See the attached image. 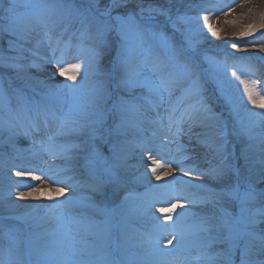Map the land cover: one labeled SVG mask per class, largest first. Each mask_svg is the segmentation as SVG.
I'll use <instances>...</instances> for the list:
<instances>
[{
    "label": "snow or ice",
    "instance_id": "snow-or-ice-1",
    "mask_svg": "<svg viewBox=\"0 0 264 264\" xmlns=\"http://www.w3.org/2000/svg\"><path fill=\"white\" fill-rule=\"evenodd\" d=\"M128 2L129 0H108L100 10L101 0H91L87 7L77 6L72 0H0V13L3 15V22L0 23V69L12 73L7 80L0 78V113L3 114L0 116V131L14 134L16 129L26 127L24 138L27 139L28 132L40 131L41 118L46 127L50 117L58 121L57 128L61 135L70 126L73 133L83 137L80 143L71 146L52 143L48 153L53 158L82 161L80 167L89 177L86 184L98 196L105 194L107 184H113L117 188L123 186L125 174L133 167L128 161L135 155V148H139L151 163H146L145 172L136 179L141 180L148 171L156 180H161L162 174L163 177H170L163 186L153 187H165L170 194V199L165 201L172 205L170 213L176 208L181 211L175 214L174 219L171 215L163 217L165 220L172 219L171 224L161 223L160 216L151 217L154 232L145 233L138 239L135 246L143 251L133 260L127 251L125 218L121 217L119 222H115L110 210L92 197L70 195L61 200L58 197L64 193L65 188L57 187L52 189L57 197H49L55 199L54 204L29 206L28 210L17 214L20 205L8 199L13 195L9 190L4 197H0V213H8L0 214V233L9 240L0 250V264H264V187H261L264 185V119L252 120L248 125L241 124L238 129L237 135L242 138L243 145L239 152V159L242 161L239 166L224 165L221 162L204 171L197 167L185 169L181 158L169 160L164 152L166 145L147 148L142 143L128 140L127 127H138L129 125L128 112L139 111L143 106L135 103V100L144 99L152 107L158 108L164 104L167 94V128L173 137L172 143H175V137L183 133V124L188 123L191 130L200 122L192 112L186 111L179 117L176 116L179 105L171 102L176 82L170 73L166 74V63L159 58L149 60L130 41V26L135 25L139 29L138 15L143 19V14L147 11L171 19L170 10L151 3L145 8L143 0H140L137 3L138 12L126 11L112 15L115 9L125 8ZM259 17L258 24L251 23L245 30L234 35L244 37L257 30H264V11L259 13ZM185 19L184 15L177 16V20ZM202 19L201 27L207 26L213 36L217 35L209 23V17L205 15ZM112 21H115L116 26L112 25ZM74 22L78 23L77 30L81 36L94 26L95 43L89 47H85L83 42L78 44L74 58L79 62L70 68L59 69L61 76L68 71L73 73L67 77L72 83L49 85L28 71L41 67L36 59H30V56H36L33 49L40 43L37 41L33 44L34 34L43 31L51 49V56L40 57V61L64 64L66 52L72 48L71 41H65L63 49H60V39L53 44L51 33L57 26H62V31L66 32ZM113 31L119 35L120 51L116 60L112 61L111 70H108L104 67V59L111 43L109 33ZM260 35L264 36V31ZM168 46L176 49V54L181 51L174 44ZM231 46L237 48L235 43ZM149 72L151 77L145 74ZM111 76L116 77L117 89L133 93L138 88H147L148 93L154 94L156 99L141 96L125 100L119 97L116 103L110 104L112 81L108 77ZM232 76L243 85L248 102L264 109V86L258 90L259 81L243 79L235 71ZM13 79L21 81L19 87L13 86ZM217 83L219 86L220 82ZM221 93L223 95L222 88ZM225 100L231 105V111L237 115L240 123L236 105L227 96ZM50 102L66 105L67 113L57 116L56 112L47 111ZM203 110L207 112V106ZM249 112L252 116L264 117V112ZM110 119L113 120L111 124ZM254 128H259L260 131L253 133ZM48 139L51 141L52 137L49 136ZM72 148L79 149V154L68 155ZM154 156H160V159H154ZM173 164L187 173L195 172L211 180L228 177L230 182L226 187L215 190L208 188L203 181H185L183 177H179L181 192L187 188H194L197 192L174 196L171 194L177 191L178 177L174 174L176 169L172 167ZM33 171H40L41 175H32ZM65 171L68 169L50 165L46 171L43 168H29L15 171V175H28L32 181L37 182L50 180L53 184L63 183L75 193L83 185L69 184L71 177L61 179V174ZM232 175L235 176L234 180H231ZM14 184L15 181L9 185V189ZM200 191L205 194L198 195ZM16 195L18 199L26 198L24 193ZM173 199L177 202L172 203ZM181 199L187 202L188 208L179 203ZM150 203L155 205L160 201L153 198ZM197 204L211 205V211H189V208ZM160 211L164 212V209ZM40 212H43V216H39ZM37 216L43 223L55 221L56 229L53 232L46 229L37 231L42 229ZM14 221H21L22 224ZM190 228L195 231L189 232ZM201 233L203 236H200ZM165 235L170 237L167 245H172L171 248L165 244ZM189 235H195L201 241L195 255L187 246L186 237Z\"/></svg>",
    "mask_w": 264,
    "mask_h": 264
},
{
    "label": "rangeland",
    "instance_id": "rangeland-1",
    "mask_svg": "<svg viewBox=\"0 0 264 264\" xmlns=\"http://www.w3.org/2000/svg\"><path fill=\"white\" fill-rule=\"evenodd\" d=\"M198 0H143V6L147 8L148 4H154L156 6L163 7L165 9H169L168 16L160 15L156 13H148L147 11L143 14V19L137 16V20L139 22V29L136 28L135 25L130 26V41L134 46H138V51L142 53L143 56L147 57L149 60L159 58L161 61H164L167 65L166 74L171 71L172 64L174 60L177 58L176 49L169 47L168 45H176L178 49L184 51L187 59L185 60L184 67H181L180 70V78L174 79L175 80V87L172 90L171 102L173 104H178V110L181 113L185 112L192 108H200L202 103L208 105V111H212L216 109V111L220 115V119L226 122H237V115L231 111V105L228 104L225 100V96L229 97L233 104L236 105V110L238 113L239 121L244 120L248 115L246 114V110L248 108V103L245 104L239 100V92L240 86L239 80L236 77L232 76V71L224 67L222 64H218L216 61H209L204 56L207 52L211 49V43L214 39L219 41L223 34L221 32L217 33V35L213 36L211 32L208 30L207 26L201 27V25H196L195 20L197 16L194 14L196 12H200L201 5H206L208 2H199L198 5H195L194 8L189 7L192 3ZM23 2V0H21ZM77 6L84 7L89 6L91 0H75L72 1ZM108 0H101L100 10L103 9L104 4H106ZM140 0H129L127 6L125 8H117L113 11L112 15L115 16L119 13L128 12H138L137 3ZM178 15H184L186 17L185 20H177ZM0 17L3 18L2 13H0ZM175 21V23H173ZM1 23V21H0ZM113 26H116L115 21L111 22ZM79 28L78 23H73L72 27H69L66 32L62 31V26H57L53 29L51 36L53 40L60 39L61 43L63 44L60 49H63L65 41H71V44L74 46V49L77 52L76 46L83 42L85 47L92 46L95 41L93 39L95 34V27L93 26L85 35L81 36L80 31L77 29ZM137 32L139 35H137ZM38 33H43V31H39ZM44 34V33H43ZM109 40L110 46L106 50L108 54L105 55L104 59V67L108 70H111L112 61L116 60L117 54L120 51L119 45V35L117 32L113 31L109 33ZM142 41V43H141ZM33 44H36V40H33ZM31 47V46H30ZM225 49H222L221 56L228 61L236 64L238 61L247 62L245 58L242 57H234L232 55L223 54ZM68 51L66 52V54ZM219 53V54H220ZM223 54V55H222ZM253 58V57H252ZM74 63H78L79 60L75 58L73 60ZM241 65L251 67L253 69L258 68L259 65L256 63H241ZM173 70V69H172ZM149 77H151V73H145ZM12 73L7 72V70L0 69V78L7 80ZM112 81L110 85V91L112 92V100L110 104H114L117 102L119 97H123L125 100H132L133 97H141L147 96L152 100L156 99L154 94L148 93L147 88L144 89H136L133 93H128L126 91H121L116 88L115 79L116 77L111 76L108 77ZM244 79V78H243ZM16 83H15V82ZM217 81L220 82L219 86ZM19 83V84H17ZM13 86L19 87L21 81L13 79L12 80ZM221 88L223 89V95L221 93ZM179 98V100H178ZM196 100H199L196 103ZM164 104L158 107V112L156 114L157 118L163 119L168 116V112L166 109L169 106V97L165 94L164 97ZM182 101V103H180ZM137 104L143 105L139 111L130 110L128 112V123L129 125H138V127H127V136L131 134L132 130L139 129L141 124L135 122V118L140 116L141 113L145 112V110H152L156 107H152L146 100L139 99L134 101ZM209 102V103H208ZM211 102V103H210ZM48 109L51 108L55 110L57 113L64 115L67 113L68 109L66 105H62L60 102H50L47 105ZM159 114V116H158ZM3 114L0 113V116ZM113 116L115 117V110H113ZM152 117V116H150ZM155 117V116H154ZM178 117V116H177ZM113 122L112 119L109 120L111 124ZM226 128V124L224 125ZM22 129V128H21ZM27 131V129H25ZM65 130L68 132L65 135H61L55 137L57 135V130H53V132L49 135L52 137V141L55 144L59 143H67L72 140L73 137L77 136L78 134L73 133L70 130V126L66 127ZM3 131H0V135ZM136 138H140V135L133 134ZM121 139L125 137H120ZM127 138V137H126ZM216 138V137H215ZM128 139V138H127ZM2 144V140H0ZM235 152V151H234ZM75 155L79 154V150L75 151ZM223 155L219 153L217 155V160H210L208 163L205 164L204 170H207L209 167H214L220 165L223 162L224 165H229L232 156H227L225 159H221ZM198 158L191 157L185 161V167H197L198 168ZM70 162L76 163V168L72 169L71 172L73 174L71 176H66L63 172L61 174V178L63 177H71V183H79L83 185L80 188H77L75 194L79 197H92L98 203H101L103 207L107 208H114L123 202L125 199H131L134 201L132 205L131 217L129 221H125V233H126V243H127V251L129 257L137 256L139 253L143 251L142 248L136 247V243L138 239L145 233H153L154 232V221L151 219L153 215L162 217L161 223L163 224H171L172 219L165 220L163 219L164 216L171 215L172 218H175V214L181 209L176 208L171 213L169 209H171V203H167L170 199V194L167 191L161 190L159 187L154 188L153 186H159L160 181L157 180L153 182L151 180L152 174L148 171L146 176H143L141 180H137L136 177L141 176L145 172L146 163L141 164L137 171L134 174H128L124 176L123 186L117 188L113 184H107L105 186V194L103 196H98L93 194L89 187L86 184V181H89V177L84 173V170L80 167L83 163L82 161L77 162L76 160H69ZM56 168H61V164L66 163V161H54ZM187 162V163H186ZM148 164V163H147ZM150 164V163H149ZM45 168L48 169L50 165L46 163L44 165ZM173 167V166H172ZM176 169L175 173L177 176L179 174L185 173V171H181L180 169ZM201 170V171H204ZM188 175L184 180L185 181H193L199 182L203 181L204 184L211 189L219 190L226 187L230 180L226 182L223 179L220 180H211L207 177L200 176L197 173H187ZM39 175V174H33ZM231 180H234L235 176H231ZM150 181V183H149ZM20 181H16L15 184ZM46 184V189L44 192H30V189L37 186V181H34L27 188H20L18 192L13 193L11 197L8 199L12 201H16L20 207L17 210V214L23 213L24 211L28 210L29 206H42L40 202H43L46 198H48V187L49 186H57L51 183L50 180H42ZM6 187H2L3 190L9 189V184H4ZM13 187V186H12ZM182 186L179 184V178L177 180V191L171 195L174 196H186L189 193H196L197 190L194 188H187L185 191L181 192L180 188ZM65 190L74 193L71 187H64ZM17 193H24L25 196H30V200L18 199ZM6 193L0 192V197H4ZM30 194V195H29ZM198 195H204L203 191L197 193ZM66 196H70L69 194ZM155 198L160 201V203H156L152 205L150 201ZM64 199V198H59ZM175 199L172 200V203H176ZM179 203L184 204L185 208H188V204L185 200H179ZM147 209V210H146ZM160 209H164V212H161ZM189 211L194 212H208L211 211V205H194L189 208ZM3 215H7L8 213H0ZM39 216H43V212L39 213ZM39 216L36 217L37 221L42 224V229H37V231H41L46 229L49 232H53L57 225L55 221H50L48 223H43V221H39ZM14 223L22 224L21 221H14ZM191 223V222H190ZM189 232H194V229H188ZM200 236H203L201 233ZM170 239L169 236L165 235L164 240L167 246V240ZM175 242V241H173ZM187 246L193 245L197 243H201L200 239L195 235H189L186 237ZM9 243L7 237L0 233V250L3 249L5 245ZM169 247V245L167 246ZM134 260V258H131Z\"/></svg>",
    "mask_w": 264,
    "mask_h": 264
},
{
    "label": "bare ground",
    "instance_id": "bare-ground-1",
    "mask_svg": "<svg viewBox=\"0 0 264 264\" xmlns=\"http://www.w3.org/2000/svg\"><path fill=\"white\" fill-rule=\"evenodd\" d=\"M206 5H201L200 12H196L194 15L199 17L196 18L195 24L196 25H202L203 24V16L207 15L209 17V23L213 26V28L216 30L217 33L221 32L224 35L223 41L222 39L220 41H217L214 39L211 44H214L213 47L209 50V52L204 55L207 60L209 61H216L218 64H222L227 69L231 70L232 72L235 71L237 73V76H240L246 80H257L260 82V85H258V90H260L261 86H264V69L260 66L258 68L253 69L251 67H246L244 65H241V63L238 61L236 64L232 63L231 61H228L227 59H224V57L217 56V52H219L222 49H225V53H235L237 55L243 54V49L245 47L248 48V52L251 55H254L256 57H263L264 58V36L260 35L261 31L264 30H257L256 32H253L249 36L239 37L234 35L235 33H239L243 30H245L246 26L251 23H259L260 17L259 13L261 11H264V0H235L233 3L232 0H207ZM214 5V6H213ZM189 7H195V3H192L189 5ZM203 9V10H201ZM33 40L40 41L39 45L35 47L33 50L36 53L35 57H30V59H36L38 63L41 64V67L46 63H42L40 61V57H50L51 56V49L47 44V40L44 37V34L42 33H36L34 34ZM53 44H55L56 40H53ZM235 43L237 44V48H233L231 45ZM63 44L60 43L59 47H62ZM76 51L74 50V46L72 45V48L68 50V53L66 54V62L64 64L70 65L73 63L74 54ZM106 54L107 51H106ZM60 55V54H59ZM58 56V53H57ZM27 63V61H25ZM63 65V64H60ZM39 67V68H41ZM39 68H32L28 71L34 75L37 76L38 72L37 69ZM46 71V70H45ZM54 71L50 70L46 72L45 79H47L49 82L56 83L57 81L54 79ZM60 80H58L59 82ZM239 100L241 102H244L245 104L248 103V117H246L244 120H240V123L235 122L234 127H236V132L234 135H232V138H230L231 141H224L221 142L223 139L220 138L219 132L222 131L219 129V126H223L225 122H223L220 119L219 114L215 113L216 110L210 111V112H203V111H197V108H192L187 110V112H192L195 116L199 117V124L196 127L189 128V124L185 123L182 125L184 131L179 136L175 137V142L177 140H184L183 142L180 141V143L173 145V143L170 141L169 144L166 145V148H164V152L168 156L169 160L172 158H181L183 160V163L185 164V161L183 158L185 156L189 158L195 157L198 158V168L200 170H204L205 164L208 163L210 160H217V155L219 153H222L225 156L230 155L231 152L235 155H231L233 158L230 161V164H236L239 166L242 161L239 159V152L241 147L243 146L241 143V137L237 135L238 129L241 127V124L248 125L250 121L252 120H262L264 117L252 116L249 110H252L255 113H260L261 108L253 106L250 102L247 100V96L243 92V85L240 86V92L238 93ZM205 106V104L203 105ZM50 112H56L55 110ZM158 112V108H154L152 110H145V112L141 113L140 116L136 117L134 120L136 123L141 124V128L132 130L131 135L128 136L130 141H134L135 143H142L144 147L149 148L146 141L143 140H133L135 135H145L154 133V130L156 129H164L168 131V128L166 125H168V121H166V125H164V122H159V119L157 118L156 114ZM186 112V111H185ZM57 116H63L59 113H57ZM152 116V117H150ZM155 116V117H154ZM40 131L39 133L35 131L34 134H28V138L25 139V132H23L20 129H16L14 134L3 131L0 135V140H2V144L0 143V192L1 193H7L9 190H11L13 193L18 192L20 188H27L31 184H33L34 181L31 180L30 176H16L15 171H25L26 169L33 168V169H40L43 168L45 171L47 170L45 168V161L48 159L46 154H42L43 156L41 158H38L37 161H31L26 154V148H23L24 145H26L29 142H34L37 140H46L47 136L53 132V130H57V135L55 137L61 136L57 128L58 121L55 119H52L51 117L48 120L47 126L45 127L43 118L40 119ZM230 125L232 123H229ZM140 129H143V131H140ZM222 129V128H221ZM259 128L252 129L253 133L259 132ZM68 132L64 130V134H67ZM171 136V135H170ZM172 137V136H171ZM216 137V138H215ZM218 137V138H217ZM173 138V137H172ZM82 136H75L72 138L71 141L67 143H62L63 145H74L79 144L80 140H82ZM246 141V138H244ZM167 142V141H166ZM130 147H134V145H130ZM49 148V147H48ZM226 148H229V150H226ZM25 149V150H23ZM77 148H72L71 151L68 154H73V151H75ZM179 149V151H178ZM79 150V149H77ZM143 156V159L141 158ZM154 159L159 160L160 156H154ZM163 162V161H162ZM129 165H132L133 167L129 169L128 173L125 175L134 174L138 167L143 163H151V161L146 160V154H142L139 150V148H135V155L132 156V158L128 161ZM187 163V162H186ZM11 166V167H10ZM19 166V167H17ZM173 167L177 168L175 164L172 165ZM61 168L68 169V171H65V175L71 176L73 174L72 169L76 168V163L69 162L62 166ZM179 169V168H177ZM185 169H187L185 167ZM33 174H39L41 175L40 171H33ZM152 174V173H151ZM9 176L11 177V180H9ZM188 175L185 173L179 174L177 177H183L185 179ZM64 178V177H63ZM61 178V179H63ZM232 178V177H231ZM166 179H170V177H163L159 180L160 184L159 186H163ZM235 179V178H234ZM151 180L153 182L157 181L155 177L152 175ZM224 180L228 182L229 178L225 177ZM13 181H20V183H17L11 187V189L3 190L2 187H6L4 184H11ZM52 183V182H51ZM69 184H72L71 181H68ZM57 186H49L47 189L48 198L43 200V202H40L42 205H52L55 203V199H49V197L56 198L57 194L52 191L53 188H64L66 187L63 183L55 184ZM261 187H264V185H261ZM80 188V187H78ZM161 190L166 191L165 187H159ZM35 189L34 192L40 191L44 192L46 189V184L44 182H37V186L30 189V192ZM76 195L75 193H71L67 190L64 191L62 195H60L58 198H64L66 195ZM26 200H30V196H25ZM134 204V201L131 199H125L123 202H121L119 205H117L114 208H108L110 210L112 219L119 216H125L130 217V213L132 210V205ZM95 214V213H93ZM175 242H173L174 244ZM200 243L188 245V248L192 251V254L195 255L196 249L199 247ZM168 246V245H167ZM170 248L172 245H169Z\"/></svg>",
    "mask_w": 264,
    "mask_h": 264
}]
</instances>
